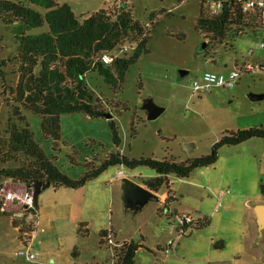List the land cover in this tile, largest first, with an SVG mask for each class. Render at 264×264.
Segmentation results:
<instances>
[{
  "label": "rangeland",
  "instance_id": "374dc122",
  "mask_svg": "<svg viewBox=\"0 0 264 264\" xmlns=\"http://www.w3.org/2000/svg\"><path fill=\"white\" fill-rule=\"evenodd\" d=\"M14 1L28 3V0ZM57 1L60 5L68 4L80 22L109 6L108 0ZM201 2L128 1L135 19L145 24L151 13L161 10L172 12L173 18L156 29L149 53L130 68L121 93L114 94L97 73L87 75L89 89L102 101L112 119H92L83 114L62 116V140L60 150L55 152L52 140L43 136L41 118L25 112L36 142L49 158L55 159L61 171L78 179L86 172L87 163L100 164L101 159L117 150L133 159H174L182 163L209 156L227 132L262 126L264 100L253 102L249 95H264V72L243 73L231 89L212 87L203 94L193 92L194 82H201L206 72L228 76L234 70L244 69L246 63H264L261 29L230 37L223 45L211 47L209 54H198L203 42L210 43L195 28ZM30 7L46 13L41 7ZM48 31L45 24L29 34ZM180 34L185 35L184 41L178 39ZM124 48L130 55L133 48ZM118 55L120 50L113 54ZM16 58L14 29L0 22V137L5 135L13 104L11 90L18 81ZM180 71L189 74L181 79ZM148 99L165 109L154 121H148L142 109ZM116 104L126 106L127 110ZM110 121L119 127L122 140L119 149L113 142ZM188 145L193 146L190 154L186 151ZM263 154L264 140L253 139L221 147L214 165L196 169L187 178L171 175L169 215L161 214L164 205L160 201L150 202L137 214L125 209L120 190L122 180L144 185L145 180L157 176L147 167L133 170L111 167L78 190L48 188L39 196V219L34 228L37 233L30 240L32 252L37 256L34 262L18 257L25 246L12 225L13 220L32 222L29 216L32 209L26 202L28 192L19 184L5 181L2 197L8 193L16 197L11 201L4 199L8 215L0 216V264H114V246L101 244L103 230L114 231L113 245L142 244L135 257L136 264H220L216 260L227 251L216 249L215 245L231 234L230 230L238 223L236 219L240 222L238 210L255 187ZM18 166L17 162L6 165ZM118 171L124 172V178H117ZM222 193L226 195L220 197ZM163 195H168L166 186L159 192V197ZM176 214H190L195 221L207 218L210 225L201 230L190 228L186 236L178 237L173 220ZM171 240H175V250L166 254L162 249Z\"/></svg>",
  "mask_w": 264,
  "mask_h": 264
},
{
  "label": "trees",
  "instance_id": "16d2710c",
  "mask_svg": "<svg viewBox=\"0 0 264 264\" xmlns=\"http://www.w3.org/2000/svg\"><path fill=\"white\" fill-rule=\"evenodd\" d=\"M108 1L106 9L80 22L68 4L60 5L57 0H28L27 4L0 0V22L14 29L18 61V81L11 90L13 104L10 106V117L5 135L0 137V216L8 215L1 196L5 181L23 186L28 193H34L36 184L40 182L50 183L56 190H78L98 179L111 167L132 170L147 167L155 171L157 176L145 180L144 186L156 194L164 186L167 187L168 198L163 204L166 209L172 200L169 181L171 175L187 178L196 169L214 165L218 160V151L223 146L240 145L253 139L264 140V126H258L227 132L213 146L209 156L188 159L182 163L174 159H133L117 150L100 164L87 163L86 172L78 179H72L61 171L55 159L49 158L36 142L25 112L41 118L43 136L52 140L53 150L58 152L62 140V116L83 114L92 119H100L107 115L102 101L89 89L87 75L97 73L114 94L121 93L130 68L141 56L149 53V45L156 29L164 21L173 18L172 12L161 10L151 13L148 24H145L135 19L129 0ZM30 5L41 7L46 13L43 15ZM45 24L49 27L47 33L29 34L31 30L42 28ZM195 28L204 40L210 42L207 44L208 48L205 51L200 49L198 54H209L211 47L223 45L230 37H240L250 30L260 29L261 25L250 15H237L235 20H230L229 14L213 18L202 0ZM177 37L181 41L185 40V35ZM125 46L133 48L130 55L123 52L109 66L102 62L104 55H113ZM112 105L115 106L114 102ZM116 107L127 110L122 104H116ZM109 125L114 145L119 149L122 143L119 127L114 121H110ZM13 162H17L19 166L6 167ZM38 212V205H33L29 215L32 218L30 224L13 220L12 225L18 231L20 242L31 240L38 223ZM163 213L161 210V214ZM209 225L207 218L198 219L192 229L201 230ZM113 235V230H103L100 233L102 245L114 246V264H136L135 257L143 248L142 244L124 242L113 245Z\"/></svg>",
  "mask_w": 264,
  "mask_h": 264
},
{
  "label": "built area",
  "instance_id": "2783aa9c",
  "mask_svg": "<svg viewBox=\"0 0 264 264\" xmlns=\"http://www.w3.org/2000/svg\"><path fill=\"white\" fill-rule=\"evenodd\" d=\"M206 8L209 11V14L213 18L221 17L222 15L229 14L230 20H235L237 15L243 17L250 15L257 20V24L261 25L262 33L264 34V0H203ZM260 48L264 50V41L260 43ZM126 49L122 48L120 54H122ZM119 56V55H118ZM117 56V57H118ZM113 55H104L102 57V62L109 66L113 63ZM254 72H264V63L259 62L254 65L251 63H246L244 69L234 70L228 76L219 75L213 72H206L202 77L201 82H194L193 92L198 94H203L207 92L212 87L218 88H234L237 82L240 80L243 73H254ZM118 179L124 178V173L118 171ZM226 193H222L220 197L225 196ZM1 196L2 192H1ZM14 193H8L4 196L6 200H14ZM26 202L28 208H33V193H28L26 197ZM174 223H176V231L178 237H184L188 234L190 228L195 225V219L187 214H176L173 218ZM43 231V230H42ZM36 232V231H35ZM37 233V232H36ZM35 234V233H34ZM32 241H25V249L21 250L17 255L18 257L26 260L27 262H34L37 259V256L32 252L31 249ZM111 243L113 244L112 240ZM175 240L169 241L166 246L162 249L163 252L170 253L175 249Z\"/></svg>",
  "mask_w": 264,
  "mask_h": 264
},
{
  "label": "crops",
  "instance_id": "0c3cea01",
  "mask_svg": "<svg viewBox=\"0 0 264 264\" xmlns=\"http://www.w3.org/2000/svg\"><path fill=\"white\" fill-rule=\"evenodd\" d=\"M261 125L264 126L263 120ZM104 160L101 159V161ZM253 186L255 187L252 193L243 203L242 209L238 210L240 222L236 219L238 223L234 229L230 230L231 234L225 237L224 242H219L221 244L219 249L227 251L216 260L220 264H264V160L259 167ZM159 198L163 205L168 195ZM164 213L169 215L170 210L166 208ZM212 243L213 240L210 241V244Z\"/></svg>",
  "mask_w": 264,
  "mask_h": 264
},
{
  "label": "water",
  "instance_id": "95a60500",
  "mask_svg": "<svg viewBox=\"0 0 264 264\" xmlns=\"http://www.w3.org/2000/svg\"><path fill=\"white\" fill-rule=\"evenodd\" d=\"M207 49V43L203 42L201 45V51H205ZM189 72L187 71H180L179 77L181 79L185 78ZM249 98L251 101H262L264 100V95H256L250 94ZM142 109L147 114L148 121H154L158 119L164 112L165 109L158 107L152 99L145 100L143 102ZM106 119L110 120L113 117L109 114L105 116ZM193 146L188 145L186 146V151L188 154L192 152ZM52 185L50 183H38L35 186V190L33 193V201L34 205L38 204L39 196L42 191L51 188ZM121 199L124 203L125 209L130 211L134 214L141 212L150 202H158L160 198L158 194L149 191L146 187L141 186L131 180L123 179L121 184ZM216 249L221 248V244L217 243L215 245Z\"/></svg>",
  "mask_w": 264,
  "mask_h": 264
}]
</instances>
